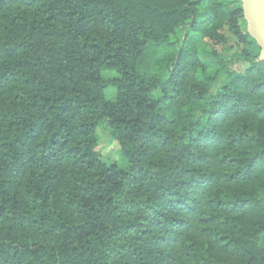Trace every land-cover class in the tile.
I'll use <instances>...</instances> for the list:
<instances>
[{"label":"trees","instance_id":"obj_1","mask_svg":"<svg viewBox=\"0 0 264 264\" xmlns=\"http://www.w3.org/2000/svg\"><path fill=\"white\" fill-rule=\"evenodd\" d=\"M169 1L0 0V264H264L260 49Z\"/></svg>","mask_w":264,"mask_h":264},{"label":"rangeland","instance_id":"obj_2","mask_svg":"<svg viewBox=\"0 0 264 264\" xmlns=\"http://www.w3.org/2000/svg\"><path fill=\"white\" fill-rule=\"evenodd\" d=\"M133 3L134 8L137 10L139 5H137V2L140 0H130ZM148 3L155 2L157 3L160 7H166V1L170 2L169 0H145ZM223 1H230V0H223ZM237 1L238 4H241L240 0H235ZM141 14L144 15L148 19H153V21L157 22H169L164 18V16H157L155 14L151 13H146L141 11ZM241 28L243 30H246L247 24L243 20L241 21ZM225 32V31H224ZM247 32V31H246ZM225 36H227V40L225 43H220L217 45H212V44H206L208 48H212L218 52H221L225 47L231 46L235 49L236 53L234 55V60H235V68L239 71L242 72L244 71L245 68L248 67V63L245 62L242 58L239 57V53L242 49V45L238 42V40L234 37H231L228 32L224 33ZM203 60H208L206 56H202ZM106 94L108 97H113L114 96V91L113 89H107ZM97 137H98V144L96 146V151H98L101 155L103 160L106 162H111V161H119L120 159V146L118 142L111 136V134L105 129L104 125H100L97 129Z\"/></svg>","mask_w":264,"mask_h":264},{"label":"water","instance_id":"obj_3","mask_svg":"<svg viewBox=\"0 0 264 264\" xmlns=\"http://www.w3.org/2000/svg\"><path fill=\"white\" fill-rule=\"evenodd\" d=\"M246 31L259 47L258 61L264 63V0H240Z\"/></svg>","mask_w":264,"mask_h":264}]
</instances>
